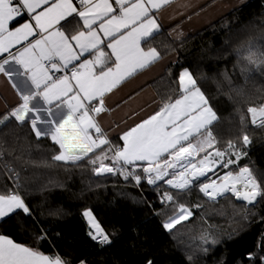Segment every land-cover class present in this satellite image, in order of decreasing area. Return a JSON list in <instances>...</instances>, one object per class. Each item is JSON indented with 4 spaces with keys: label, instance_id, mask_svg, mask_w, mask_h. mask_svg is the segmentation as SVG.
I'll list each match as a JSON object with an SVG mask.
<instances>
[{
    "label": "snow or ice",
    "instance_id": "6c2138e0",
    "mask_svg": "<svg viewBox=\"0 0 264 264\" xmlns=\"http://www.w3.org/2000/svg\"><path fill=\"white\" fill-rule=\"evenodd\" d=\"M173 4L189 6L182 0H0V76L16 89L12 78L17 73L8 68L14 64L33 88L31 95H21L16 107L0 114V126L7 127V122L13 118L18 127L30 125L36 140L52 141L50 159L53 163L62 162L66 167L86 164L96 177L120 175L125 181H134L137 187L146 182L156 190L161 205L172 212L162 225L170 233L177 224L193 216L192 209L179 198L195 187L212 202L231 194L236 201L243 202L240 205L242 220L258 216L264 221L261 214L264 207L259 213L253 211L258 205H264V172L250 166L249 147L253 141L249 123L241 113L238 134L223 140L219 127L221 117L212 103L213 98L201 87L200 81L204 78L195 76L188 67L173 74L168 66L167 77L175 87L156 101L157 110L118 135L122 143H115L104 128V117L121 106L109 104V97L175 51L170 46L163 49L154 46L157 37L163 34L160 13ZM177 28L169 35L175 34L180 39L183 33L177 32ZM236 51L242 62V74L258 72L264 76V45L257 47L249 41ZM223 76L231 86L229 74L225 72ZM248 78L245 75L246 81ZM164 79L163 75L159 77L160 81ZM231 90L242 94V89L233 87ZM37 98L46 106L47 120H41L40 109L28 107L29 102ZM132 98L129 96L128 100ZM53 108L63 109L60 120L53 118ZM28 113L33 115L29 117ZM247 113L252 126L264 129V104L248 107ZM137 115L139 113L132 112L128 119ZM73 118L93 155L73 157L65 151L70 150L72 144L68 143L66 134L65 142L61 143V133ZM38 123L48 124L49 130L42 131ZM7 134L0 132V178L6 175L12 187H0V224L18 216L31 218L35 223V213L26 196L21 194V172L12 163L21 161L22 156L14 155L15 149L6 147L3 137ZM241 160L247 162L241 166ZM29 165L52 166L46 158L39 164L29 159L21 166ZM218 169L227 171L220 175ZM162 185L167 188L161 191ZM192 207L198 209L203 205L197 203ZM235 207L233 205L234 215ZM59 211L62 210L51 214H59ZM218 214L226 213L220 210ZM82 216L88 225V236L101 249L112 244V236L90 208L84 209ZM19 226L28 230L23 221ZM48 231L41 227L39 233L34 234L37 245L49 239ZM199 240L200 244L187 255L188 264H195L196 252L207 255L210 248L221 243L207 230L201 232ZM247 260L249 264H257V261L264 264V235L257 251L249 253ZM0 264L73 262L58 251L45 253L39 246L19 243L0 233ZM79 264H87V261L81 259ZM147 264L152 261L148 260Z\"/></svg>",
    "mask_w": 264,
    "mask_h": 264
},
{
    "label": "trees",
    "instance_id": "16d2710c",
    "mask_svg": "<svg viewBox=\"0 0 264 264\" xmlns=\"http://www.w3.org/2000/svg\"><path fill=\"white\" fill-rule=\"evenodd\" d=\"M162 32L154 46L175 49L166 56H178V60L170 65L173 74L188 67L195 76L204 78L200 81L201 87L213 98L212 103L221 117L219 127L223 131V140L238 134L240 114L245 115L253 141L249 147L250 166L264 172V129L252 126L247 113L248 107L264 104V76L258 72L242 74V62L236 51L249 41L257 47L264 45V0H251L211 27L181 41L172 40L167 31ZM225 72L231 77V86L224 79ZM245 75L249 77L247 81ZM163 76V81L158 78L150 84L158 100L175 87L167 77V69ZM233 87L242 89V94L237 95L231 90ZM7 123V127L0 126V132L8 133L3 137L6 147L15 149L14 155L22 156L21 161L13 160L12 163L21 172V194L26 196L36 218L34 223L31 218L18 216L0 224V233L16 242L39 246L45 253L58 251L73 264H79L81 259L87 264H147L148 260L152 264H188L187 255L200 244L199 236L204 230L216 235L221 243L210 248L207 255L196 252L195 264H219L220 261L249 264L248 254L257 251L264 235V221L258 216L242 220L241 204L233 199L217 209L198 187L193 188L191 193L179 198L192 209L193 216L177 224L170 233L162 225L172 212L161 205L152 186L143 183L139 189L133 181H125L120 175L96 177L86 164L66 167L62 162L53 163L50 139L36 140L30 125L18 127L14 118ZM45 158L51 167L21 166L29 159L39 164ZM246 162L241 160L240 165ZM3 185L12 187L6 175L0 178V187ZM164 188L167 186L162 185L161 191ZM197 203L203 207L193 208ZM233 205L236 206L235 215ZM262 207L264 205H258L253 211L259 213ZM86 208L93 211L101 226L112 236L111 245L101 249L88 236V225L82 216ZM58 210L62 211L51 214ZM220 210L226 214L219 215ZM20 221L27 226V231L21 229ZM209 225L213 227L209 228ZM41 227L49 230V239L37 245L34 234L39 233Z\"/></svg>",
    "mask_w": 264,
    "mask_h": 264
},
{
    "label": "crops",
    "instance_id": "0c3cea01",
    "mask_svg": "<svg viewBox=\"0 0 264 264\" xmlns=\"http://www.w3.org/2000/svg\"><path fill=\"white\" fill-rule=\"evenodd\" d=\"M251 0H182L187 3L188 7H179L176 4L164 9L160 13V22L163 25L162 31H167L168 35L173 28H177V32H182L183 36L180 39L176 35H169L174 41H181L189 36L196 35L203 30L211 27L232 11L242 7ZM172 17H175L174 19ZM189 17H191L189 19ZM178 60L176 54L165 57L163 61L157 64L152 69L137 75L134 79L128 81L121 88L116 90L109 97V104H120L121 106L112 112L110 115L104 117L103 124L109 136L117 143H122L118 140V135L128 127L134 125L142 118H147L158 108L156 101L158 97L150 84L162 76L168 66L172 65ZM9 71L17 73L13 76V82L16 84V89L11 87V84L6 78L0 76V114H4L16 107L21 102V95H31L33 88L30 81L23 75L19 74L18 66L11 64L8 66ZM18 90V91H17ZM19 92V94H18ZM138 93V94H137ZM132 96L131 100L128 97ZM128 100L126 104L122 101ZM29 108L35 107L40 109L39 116L41 120H47L48 116L43 101L39 98L29 102ZM143 109V110H142ZM21 110V114L24 113ZM62 108H53V118L60 120ZM132 112H137L134 119H128V115ZM33 114L28 113L31 117ZM27 120V118H26ZM127 121L124 123L123 121ZM119 127H116V125ZM42 131H48L50 126L45 123H38L37 125ZM65 134L67 135L68 143L72 144V148L65 149L69 156L87 157L93 154L87 142L84 140L83 132L79 125L73 118L65 125L61 133V143L65 142ZM80 145H83L81 147Z\"/></svg>",
    "mask_w": 264,
    "mask_h": 264
},
{
    "label": "rangeland",
    "instance_id": "374dc122",
    "mask_svg": "<svg viewBox=\"0 0 264 264\" xmlns=\"http://www.w3.org/2000/svg\"><path fill=\"white\" fill-rule=\"evenodd\" d=\"M222 170V172H221ZM226 169H218L219 171V174L220 175H223V173L225 172ZM212 174L209 173V176H211ZM215 178V177H213ZM201 179H204V178H201ZM229 199H233L235 202H237L238 204H242L243 202L241 201H236L234 197H231V194H227L226 197L224 198H218L217 202H212L211 203L214 205V207H216L217 209H221L222 206L229 200Z\"/></svg>",
    "mask_w": 264,
    "mask_h": 264
},
{
    "label": "built area",
    "instance_id": "2783aa9c",
    "mask_svg": "<svg viewBox=\"0 0 264 264\" xmlns=\"http://www.w3.org/2000/svg\"><path fill=\"white\" fill-rule=\"evenodd\" d=\"M88 147H89V149H90V151L92 152V150H91V148H90V146L88 145ZM106 175H111V174H106ZM134 182V181H133ZM143 183H146V182H142L141 184H143ZM162 183V182H161ZM141 186V185H140ZM140 186L139 187H137V188H139L140 189ZM167 186V185H166Z\"/></svg>",
    "mask_w": 264,
    "mask_h": 264
}]
</instances>
